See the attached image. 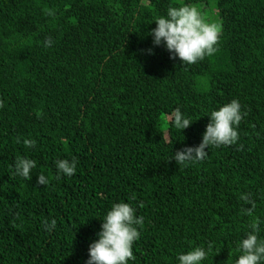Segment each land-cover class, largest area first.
<instances>
[{"label": "trees", "instance_id": "16d2710c", "mask_svg": "<svg viewBox=\"0 0 264 264\" xmlns=\"http://www.w3.org/2000/svg\"><path fill=\"white\" fill-rule=\"evenodd\" d=\"M181 2L0 0V264H85L120 201L144 218L128 264H176L193 246L208 250L203 264H230L253 221L241 193L264 237V0H183L222 25L217 51L194 64L149 34ZM232 99L245 113L237 142L177 164L206 113ZM176 109L191 120L181 130ZM18 157L36 161L27 180L14 173ZM61 158L77 160L71 177H57Z\"/></svg>", "mask_w": 264, "mask_h": 264}, {"label": "clouds", "instance_id": "9594fccd", "mask_svg": "<svg viewBox=\"0 0 264 264\" xmlns=\"http://www.w3.org/2000/svg\"><path fill=\"white\" fill-rule=\"evenodd\" d=\"M153 21L155 27L149 29L152 44L163 45L172 59H179L184 64H194L217 51L216 45L222 30L220 21L206 18L198 7L191 3L182 0L178 6L168 7L165 14L157 16ZM52 44L51 36L43 40L45 48L51 47ZM148 51L150 53L151 49ZM206 114L208 122L199 144L184 146L172 154L177 164L201 161L206 158V148L233 145L237 142V126L245 115L237 99L223 103ZM172 122L181 130L186 128L191 120L176 109ZM23 144L35 148L36 140L24 139ZM54 166L57 177H71L77 170V160L57 159ZM35 167L34 159L18 157L13 169L17 176L27 180ZM36 183L45 186L49 183V178L44 174L36 175ZM240 200L244 205H249L242 207V214L253 217V221L249 224V230L236 244L235 251L238 254L230 264H264V237L258 235L261 219L254 215L256 203L250 194L245 193L240 194ZM135 212L136 209L130 203L120 201L111 204L101 219L99 231L95 233L96 238L88 245L85 264H128L129 260L134 259L133 243L139 238L138 227L144 222V218ZM41 226L45 231H49L55 228L56 221L45 219L41 221ZM207 255L208 250L205 247L193 246L177 253L175 260L176 264H203Z\"/></svg>", "mask_w": 264, "mask_h": 264}, {"label": "rangeland", "instance_id": "374dc122", "mask_svg": "<svg viewBox=\"0 0 264 264\" xmlns=\"http://www.w3.org/2000/svg\"><path fill=\"white\" fill-rule=\"evenodd\" d=\"M207 12H209V11H207ZM207 18V17H206ZM208 19H211L209 16H208Z\"/></svg>", "mask_w": 264, "mask_h": 264}]
</instances>
